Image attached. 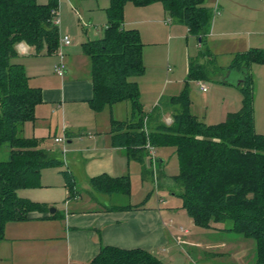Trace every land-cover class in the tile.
Masks as SVG:
<instances>
[{
    "label": "trees",
    "instance_id": "16d2710c",
    "mask_svg": "<svg viewBox=\"0 0 264 264\" xmlns=\"http://www.w3.org/2000/svg\"><path fill=\"white\" fill-rule=\"evenodd\" d=\"M110 1L104 37L83 44L91 61L94 93L90 107L99 112L116 103L130 102L131 118L113 123L114 145L126 148L130 159L139 162L150 154L147 144L152 148L177 147L180 174L174 182L181 190L178 195L188 215L204 228L210 227L211 221H232L228 230L255 240L258 264H264V135L255 131L254 82L248 73L252 64H264V50L237 55L229 67L247 74L241 86L243 105L239 112L220 124L208 125L190 112L186 91L174 99L180 112L173 122L151 130L139 102L138 85L131 81L145 74L144 45L136 30L124 28L125 6L162 4L202 45L212 27V12L205 7V0ZM58 6V0H50L47 5L36 0H0V150L9 147L8 158L0 161V241L8 222L24 221L41 209L39 204L18 197L17 191L39 186L43 169L64 165L40 149L37 139L20 135L23 125L35 120L36 107L43 97L40 88L30 85L24 66L11 63L22 43L32 47L35 54L59 52L60 26L53 13ZM206 74L204 65L190 62L191 80H205ZM62 174L72 192V175L67 171ZM91 185L100 193L127 194L131 182L128 175L116 179L103 175L93 179ZM90 264L163 263L145 250L102 246Z\"/></svg>",
    "mask_w": 264,
    "mask_h": 264
},
{
    "label": "crops",
    "instance_id": "0c3cea01",
    "mask_svg": "<svg viewBox=\"0 0 264 264\" xmlns=\"http://www.w3.org/2000/svg\"><path fill=\"white\" fill-rule=\"evenodd\" d=\"M159 4L135 6L138 10L137 18L124 16L130 20L126 24L124 20V28L130 25L131 29L128 30H136L144 47L147 45L153 48L161 46V38H158L160 32L155 26L161 25L162 29L166 26L169 28V33L173 34L175 38L188 41L191 36L197 39L199 47H207L208 44H211V49L206 50L202 55L203 58L214 60L223 55L230 58V65L227 66L229 75L233 72L239 74L236 72L237 70L229 69L237 55L246 54L252 49L264 50V30L260 29L264 26V0L207 1L205 7L211 10L213 16L212 27L205 37L204 45L191 34L186 25L173 19L163 5ZM218 7L221 9L218 10ZM213 11L214 13L217 11L216 16ZM106 27L105 24V29ZM241 28L243 30H240ZM150 37L152 38L147 41L146 39ZM21 45L23 48L22 50L18 49L19 55L34 51L32 47L24 43ZM218 45H220L219 48ZM71 46L72 44L66 47ZM57 54L59 55V52ZM57 54L48 55L44 51L41 54L32 55L33 59L30 61L23 62V64L18 63L24 66L30 85L40 88L43 97V102L36 107L35 120L26 122L20 135L30 139L27 135L32 133V137L39 141L40 148L47 151L51 157L61 160L64 165L58 168L43 169L39 186L17 191L18 197L39 204L41 209L30 213L28 219L24 221H13L6 224L4 237L0 241V264H60L61 253L64 254L65 264L67 262L69 264H90L99 254L102 246L124 250L141 249L150 252L160 260L164 253L171 250V245L178 242L174 223L167 218L169 210H165L163 207L131 206L130 209H122V207L128 206H108L103 203L101 197L94 195V192L97 191L91 185L93 179L103 175L112 179L129 176L130 164L135 161L130 159L126 148L117 147L113 142V123L120 122L119 119L114 118L115 109L113 107L123 102L113 104V107L110 106L112 109L111 119L108 118L104 126L100 127L97 118L91 115L96 111L89 105L94 93L91 75L89 78L85 77L83 82L76 83L69 80L56 87L54 82L47 81L32 84L33 78H36L45 69L40 63L43 62L41 58L53 57ZM189 61L203 65L198 58H190ZM256 65L264 67V64L251 65L248 73L252 80L254 79L252 71ZM238 71L240 72V70ZM66 75L68 72H65L61 78L64 79ZM142 76L135 77L137 81L134 82L139 88V102L143 112L145 113L146 107L153 108V112L147 116L149 117V129L155 130L164 124L160 119L157 120L154 117L156 109L165 98L164 93L168 86L176 82L172 79L163 82L158 77L146 83L148 86L145 87L141 81L144 78ZM193 81L198 83L205 80ZM178 83L184 84L185 82L179 80ZM219 84L225 88L223 89L225 90L223 91L225 92L223 101L227 107L224 112L218 114V117H212L206 113L204 119L208 125L224 122L230 114L239 112L243 105L242 85L236 87L227 81ZM187 88L186 86L180 95L168 96L163 106L161 105L163 116L167 121L165 124L170 125L175 115L180 112L179 104L174 99L181 97ZM201 92L207 93L208 91ZM190 101V112L192 113L193 105L192 100ZM126 106L132 114L131 103ZM170 106L172 107L171 111L168 108ZM176 106L178 107L176 108ZM83 112L90 119H95L91 120L92 122L86 120L87 126L77 122L82 121ZM192 115L194 114L192 113ZM57 116L61 119V131L64 133L66 142L55 141L53 143L51 140H46V131L48 130L51 134L52 124ZM87 133H90L87 141L79 139ZM61 145L63 146L60 147ZM161 162L164 161L161 160ZM63 171L72 175L74 180L72 192H69L67 181L62 174ZM66 193L68 195L67 211L60 214L58 209H54L55 213H51L52 206L57 201L64 199ZM163 204L166 203L163 201ZM181 232L189 234V230L182 227ZM160 261L162 262V260Z\"/></svg>",
    "mask_w": 264,
    "mask_h": 264
},
{
    "label": "rangeland",
    "instance_id": "374dc122",
    "mask_svg": "<svg viewBox=\"0 0 264 264\" xmlns=\"http://www.w3.org/2000/svg\"><path fill=\"white\" fill-rule=\"evenodd\" d=\"M36 1L41 5L50 3V0ZM207 1L209 0H205V5ZM58 2L60 34L62 38L69 36L72 40V46L60 48L59 55L41 58L43 62L40 63L45 69L36 78H33L32 84L34 85L47 81L54 82L56 87L58 84L62 85L64 81L72 80L70 82L76 83L85 81V77L89 78L91 75V61L84 55L83 44L87 41L103 38L105 35V24L107 26L108 22L107 8L110 6V0H58ZM218 8V10L221 9V7ZM137 11L135 5L129 3L126 6L124 16L128 15L133 19L137 18ZM214 15H217V11H215ZM124 20L125 24L130 21L126 18ZM130 27V25H127L126 29H131ZM155 27L160 32V37L158 38H161V46L153 48L147 45L144 47L143 64L146 71L141 81L145 87L148 86L146 83L158 77L163 82L167 79H172L176 83L168 86L164 93L165 98L156 109L154 117L157 120L160 119L164 123L163 125H167V123L165 124L167 121L165 116H163L162 106L168 96L180 95L186 86L188 87L187 92L190 95V100H192V113L201 122H207L204 119L206 113L212 117H218V114L224 112L227 107L223 101V97H225V92H223L225 90L223 89L225 88L221 87L219 83L239 80L235 75H229L227 66L230 65V58L225 55L222 57L218 56L214 60L203 58L204 56L202 57V55L205 54L206 50L208 48L211 49V44H208L207 47H199L196 38L190 36L188 41L175 38L173 34L169 33L168 27L164 26L163 29L161 25H156ZM260 29L264 30V26ZM240 30H243V28ZM151 38L146 40L148 41ZM152 40L155 41L156 39ZM60 52L64 55V70L68 72L64 79L56 73V66L61 64ZM34 54L33 50L28 54H20L13 58L11 63L23 64V62L33 59L32 55ZM190 58H198L207 71L206 78H204L205 81H203L208 87L207 93H202L198 83L189 78ZM252 72L254 76L255 131L258 135H264V67L256 65ZM135 80L137 81V78H131V81ZM179 80H183L185 83L180 84L178 83ZM147 96L150 97V95ZM129 104V102H123L118 106H112L115 109L114 118L119 119L120 122L128 121L131 118V112L126 105ZM168 108L170 111L172 110L171 106ZM111 111V107L107 106L100 112L90 113L97 118L100 127H102L106 120L108 121V118L111 119ZM152 112L153 108L149 106L146 107L144 114L148 115ZM60 120L59 116L55 117L51 134L48 130L46 131L47 141L51 140L55 143L57 138L64 139ZM86 120L92 122L95 119H90L83 112L82 121L77 122L87 126ZM89 134L87 133V136L85 135L79 139L87 141L90 137ZM32 136V133L27 135L30 139H35ZM8 156L9 147L6 145L0 150V161L6 160ZM161 160L164 162H161ZM179 174L180 163L177 147L173 145L155 146L152 153L143 162L133 161L130 164L129 177L131 187L129 193L100 195L94 192V195L101 197L103 203L108 206L163 207L165 210H169L167 218L174 223L178 242L173 246L171 245V250L168 253H164L163 257L160 258L164 264H258L257 242L247 238L242 233L229 231L228 229L233 226L232 221H211L208 228L195 224L183 207V199L178 195L181 190L176 186L174 180ZM81 183L83 184V182ZM67 197L66 193L64 199L57 201L52 208L58 209L60 214L66 212L68 209L66 205ZM163 201L166 204H163ZM181 227L189 230V234L181 232ZM60 264H65L63 253H61ZM67 264L69 263L67 262Z\"/></svg>",
    "mask_w": 264,
    "mask_h": 264
},
{
    "label": "built area",
    "instance_id": "2783aa9c",
    "mask_svg": "<svg viewBox=\"0 0 264 264\" xmlns=\"http://www.w3.org/2000/svg\"><path fill=\"white\" fill-rule=\"evenodd\" d=\"M54 15L56 16L57 18V21L56 23L59 24V19H58V16H59V11L58 9L54 10L53 11ZM60 25V24H59ZM72 44V40L69 36H65L64 38H61V42H60V48L62 47H66V46H70ZM23 46L22 45H19L18 46V49L19 50H22ZM25 52V51H24ZM60 57H61V64L59 66H56V73L60 76V77H63L65 75V66L63 64V54L62 52H60ZM198 85H199V88L201 91L203 92H207L208 91V87L205 83H203L202 81H199L198 82ZM56 142H66L65 139H61V138H57L56 139ZM146 148L148 149V151L150 152V154L152 153L153 151V148L147 144ZM70 192V191H69Z\"/></svg>",
    "mask_w": 264,
    "mask_h": 264
},
{
    "label": "water",
    "instance_id": "95a60500",
    "mask_svg": "<svg viewBox=\"0 0 264 264\" xmlns=\"http://www.w3.org/2000/svg\"><path fill=\"white\" fill-rule=\"evenodd\" d=\"M236 72H238L239 74H235V72H233V74H231V76L235 74V76H236L237 78H239V80H236V81H230V80H229V81H227V82H229L230 84H232V85L238 87V86L244 84V82H245V80H246V77H247V74H246V72H244V71H243V72L236 71ZM237 75H238V76H237ZM51 213H55V210H54V209H51Z\"/></svg>",
    "mask_w": 264,
    "mask_h": 264
}]
</instances>
